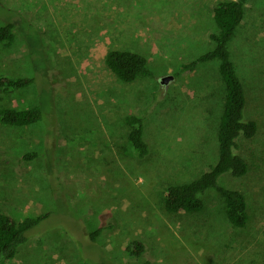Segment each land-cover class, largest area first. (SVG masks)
<instances>
[{"label": "rangeland", "instance_id": "obj_1", "mask_svg": "<svg viewBox=\"0 0 264 264\" xmlns=\"http://www.w3.org/2000/svg\"><path fill=\"white\" fill-rule=\"evenodd\" d=\"M2 1L0 26L18 30L0 45V75L36 83L0 96V108L46 111L31 127L0 124V214L17 222L48 215L9 264H264V0L249 2L231 44L247 118L260 125L254 139L239 142L248 175L222 179L247 198L243 229L228 222L213 191L198 214H169L162 203L168 187L195 181L218 161L219 62L179 72L215 47L213 9L225 0ZM117 49L145 56L152 77L121 82L105 64ZM131 114L146 116L145 160L127 152ZM133 240L147 249L138 261L128 254Z\"/></svg>", "mask_w": 264, "mask_h": 264}, {"label": "trees", "instance_id": "obj_2", "mask_svg": "<svg viewBox=\"0 0 264 264\" xmlns=\"http://www.w3.org/2000/svg\"><path fill=\"white\" fill-rule=\"evenodd\" d=\"M251 0H225L218 2L213 9L217 32L210 35L214 48L198 60L185 65L180 75H190L200 64L218 61L221 84L225 88L223 113L218 127V161L195 181L170 186L163 195V206L169 214H198L206 208L205 196L213 191L225 203V214L228 222L237 229L248 225L250 216L246 196L238 189L229 188L222 179L245 178L249 166L240 154L241 139L252 140L260 130L256 120L248 119L246 114L249 105L244 83L239 76L238 68L232 59L231 44L242 27L246 16V7ZM5 10L0 0V12ZM17 25L6 22L0 26V45H11L15 41ZM149 60L136 52L112 50L105 59L106 67L123 83L131 84L139 78L152 77ZM36 83L35 78L0 75V96L13 95L29 89ZM48 118V117H47ZM46 120V111L42 105L29 109L0 108V124L25 128L37 125ZM127 128V152L139 160H145L151 153L146 138V116L144 114L127 115L124 120ZM50 137L49 135H47ZM49 146V145H48ZM48 152H51L47 149ZM53 151V150H52ZM5 152L0 149V159ZM37 155H25L24 160H31ZM48 218V215L27 217L17 222L10 216L0 214V264L11 263L19 254L20 248L29 241V233ZM105 228L91 233L92 241L103 235ZM147 249L140 240H133L128 247L129 258L138 261L144 258ZM143 264H153L150 260Z\"/></svg>", "mask_w": 264, "mask_h": 264}, {"label": "water", "instance_id": "obj_3", "mask_svg": "<svg viewBox=\"0 0 264 264\" xmlns=\"http://www.w3.org/2000/svg\"><path fill=\"white\" fill-rule=\"evenodd\" d=\"M171 79H172V77H165V78H163L162 83L168 84Z\"/></svg>", "mask_w": 264, "mask_h": 264}]
</instances>
